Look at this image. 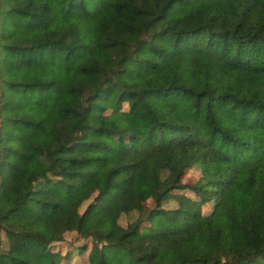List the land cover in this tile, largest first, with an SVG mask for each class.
I'll list each match as a JSON object with an SVG mask.
<instances>
[{"label": "trees", "instance_id": "obj_1", "mask_svg": "<svg viewBox=\"0 0 264 264\" xmlns=\"http://www.w3.org/2000/svg\"><path fill=\"white\" fill-rule=\"evenodd\" d=\"M76 254L264 264V0H0V264Z\"/></svg>", "mask_w": 264, "mask_h": 264}, {"label": "rangeland", "instance_id": "obj_2", "mask_svg": "<svg viewBox=\"0 0 264 264\" xmlns=\"http://www.w3.org/2000/svg\"><path fill=\"white\" fill-rule=\"evenodd\" d=\"M109 120L115 125V127H117L116 119L114 116H109ZM200 174H201L200 168L198 165L195 164L187 173L186 180L194 181V180L199 178ZM145 202H146L145 204L147 205L148 208H152L154 205V200L152 198H147L145 200ZM128 220H129V218L127 216H123L121 218V223L127 224ZM83 242L84 241H82L78 238H75V236L72 237L71 235H67L66 240L63 243H61L60 245H56L55 248H59V246H62V247L66 246V250H67L68 248H71V247H75L78 245L80 246V244H84ZM85 242L90 243L89 240H85ZM74 262H75V264H86L85 257H83L81 254H76L74 256Z\"/></svg>", "mask_w": 264, "mask_h": 264}]
</instances>
